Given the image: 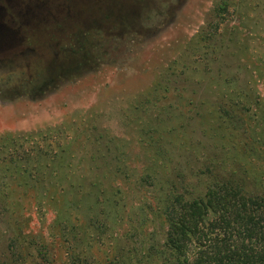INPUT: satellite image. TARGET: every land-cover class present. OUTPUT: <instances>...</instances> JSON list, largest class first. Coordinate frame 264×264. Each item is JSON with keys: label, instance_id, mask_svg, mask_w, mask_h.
I'll list each match as a JSON object with an SVG mask.
<instances>
[{"label": "rangeland", "instance_id": "1", "mask_svg": "<svg viewBox=\"0 0 264 264\" xmlns=\"http://www.w3.org/2000/svg\"><path fill=\"white\" fill-rule=\"evenodd\" d=\"M248 88L264 0H0V264L152 254L170 182L210 180L203 112Z\"/></svg>", "mask_w": 264, "mask_h": 264}, {"label": "trees", "instance_id": "2", "mask_svg": "<svg viewBox=\"0 0 264 264\" xmlns=\"http://www.w3.org/2000/svg\"><path fill=\"white\" fill-rule=\"evenodd\" d=\"M218 97L203 112L216 157L196 170L209 182L202 193L170 182L159 206L164 242L132 264H264V98L253 88Z\"/></svg>", "mask_w": 264, "mask_h": 264}]
</instances>
